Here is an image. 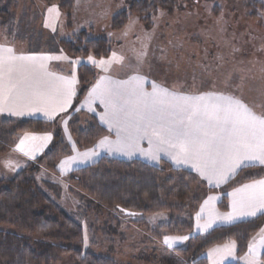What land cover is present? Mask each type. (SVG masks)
<instances>
[{
    "label": "rangeland",
    "instance_id": "rangeland-1",
    "mask_svg": "<svg viewBox=\"0 0 264 264\" xmlns=\"http://www.w3.org/2000/svg\"><path fill=\"white\" fill-rule=\"evenodd\" d=\"M15 1L19 3L8 0L2 4L18 12L14 35L0 33V40L20 45L22 50L51 53L58 61L54 63L55 69L75 75L77 66L84 64L99 74L107 72L121 78L140 74L170 90L225 92L240 97L249 106H254L259 92L264 96V0H187L159 13L151 26L133 16L123 30L115 33L110 30L111 20L127 11L132 0H75L70 26L56 6L50 7L60 12L54 10L46 18L50 23L45 20L42 24L48 6L39 0ZM98 13L102 17L96 18ZM92 27L97 28L93 38L112 43L111 56L102 60L94 56H89L92 60L89 57L72 60L61 51V41H72L80 31ZM57 135L70 146V135L63 131L61 120L52 130L18 139L9 153L0 156V178L11 180L31 168L41 191L70 216L80 222L82 217L84 240L72 246L73 249L110 257L117 264H184L172 249L185 246L199 229L190 235L170 234L188 239L169 247L164 243L166 237L161 240L156 233L168 224V214L129 218L104 206L99 208L97 202L89 204L90 199L69 182L67 175L79 166L78 158L74 162L66 160L64 168L60 166L56 173L48 171L44 163H38L47 153H42V149L52 141L49 151ZM46 136L51 139H40ZM21 140H25V151L31 150L35 157L26 155L31 161L18 150ZM141 219L146 220V231L134 224ZM204 256L208 264H252L253 261L247 256L238 257L233 241L206 251ZM71 261L66 256L58 264H73Z\"/></svg>",
    "mask_w": 264,
    "mask_h": 264
},
{
    "label": "trees",
    "instance_id": "trees-1",
    "mask_svg": "<svg viewBox=\"0 0 264 264\" xmlns=\"http://www.w3.org/2000/svg\"><path fill=\"white\" fill-rule=\"evenodd\" d=\"M39 1L48 7H58L70 26L75 0ZM186 1L132 0L127 11L111 20L110 30L114 33L123 30L133 16L151 26L159 13L172 10ZM5 8L0 3V29L12 36L16 29L15 17L8 7ZM96 29L92 27L83 30L72 41H61V51L72 60L89 56L97 60L108 58L112 54V43L102 38H93L92 33ZM76 75L79 92L70 111L68 129L77 149L84 151L93 149L108 136V132L96 118L84 113L73 114L91 86L97 82L99 73L93 67L82 64L77 67ZM56 124L0 117V156L15 147L19 136L47 132ZM71 153V147L66 146L57 135L52 148L38 163H44L48 171L56 173L61 160ZM69 177V182L77 185L81 193L90 199L89 204L95 205L97 202L99 208L104 206L122 216L121 209L136 213L134 217L168 214V224L156 232L162 240L170 234H192L195 217L212 193L223 194L219 209L226 211V193L239 184L263 178L264 168H246L219 190L209 188L196 174L177 169L165 161L159 166H151L140 160L102 158L91 166L73 171ZM81 222L67 214L48 194L40 190L31 168L11 180L0 178V264H58L66 256L70 257L73 264H117L110 257L72 248L83 243ZM134 224L143 230L147 228L145 219L134 221ZM263 226L264 215L220 227L203 235L195 234L185 246L172 251L184 264H208L204 256L206 251L233 241L236 243L237 256L243 257Z\"/></svg>",
    "mask_w": 264,
    "mask_h": 264
},
{
    "label": "crops",
    "instance_id": "crops-1",
    "mask_svg": "<svg viewBox=\"0 0 264 264\" xmlns=\"http://www.w3.org/2000/svg\"><path fill=\"white\" fill-rule=\"evenodd\" d=\"M1 2L2 4H4L3 2H6L5 4H7L8 0H0V3ZM12 2L19 3L15 0H12ZM15 7H17L16 4L14 8ZM4 8L5 7H3V9ZM53 8L55 7H46L44 10L45 14L43 13L44 21L41 22L42 24L45 23V20H47L46 18L49 17V14H53L55 12H49V9ZM11 12L14 14L16 22H18V12L15 9ZM107 13L104 16L108 15ZM98 17L102 16L99 14L96 16V18ZM47 22L50 23L48 20ZM0 33H3V31L1 30ZM19 47L20 45L17 47L16 44L6 43L2 42V39L0 40V49L11 48L13 50V54L16 57L25 58L13 61L11 72L13 82L17 85V90L19 92V95L16 96V103L20 107L15 110L19 111L21 114L13 115L10 111L5 110L4 112H0V117L19 120H39L46 123H58L61 120L62 129L69 136L70 133L68 125L71 119L70 111L75 105V98L77 96V75L75 73V75H72L71 72H65L57 68L55 69L54 63H58V61H56L51 53L45 50L30 51L28 50L29 48L22 50ZM2 54L5 56L7 55L6 52ZM5 79H7V75ZM141 79L144 81L143 92L152 93L154 91L152 85H156V91L159 93V95L155 100L151 96H142L139 94L137 85ZM66 82H71V84L69 85ZM97 85L100 86L97 89L98 92L107 90V92H110V94H105L99 98H96L92 101L91 106H89V101L92 99V90L97 88ZM69 88L71 91L70 96L68 94ZM161 89H166L171 95L164 96L162 93H160ZM257 95L259 99H255L254 106H249L250 104L245 102V100L241 99L240 97H233L225 92L213 90L204 92H183L170 90L160 84L152 82L149 78L147 79L145 76L140 74H132L121 78L107 72L100 73L97 82L91 86L89 92L83 101L80 102L73 114L84 113L85 115L96 118L99 124L110 134V136L100 140L93 149L84 151L77 149L75 141L70 136L69 147H71L72 153L69 157L61 160L58 168H60L61 164L67 162L66 160L73 158L74 155L75 158H78L80 161L79 166L69 170L67 175H70L77 169L91 166L100 161L102 158L121 161L140 160L151 166H159L161 162L165 161L177 169L186 170L196 174L203 182L208 185L209 188L216 190L223 189L232 180H234L242 170L252 167L264 168V165L255 163L252 166L237 169L233 178H230L226 182H222L217 186L214 182L210 183L207 179H205L204 176L201 175L200 161L190 160L185 163H177L172 155L176 149L169 147V144L167 143H162L160 141V137L151 133L149 121H151L152 124L160 123L176 128L184 126L180 123L182 119L185 121V124H187V114L185 112L175 111L172 107V105L175 103L173 96H229L242 101L255 115L264 117V101L262 98L264 96L262 92H259ZM101 100L104 102L102 103ZM208 102L209 101L206 100L201 101L200 103L203 104ZM62 105L63 108L61 110ZM54 109H56V111H53ZM199 119H201V117L198 115H193V130L195 128V122ZM208 123L209 122L205 120L202 124V127L206 128L210 132L214 131V129L208 127ZM27 135L31 136V134H24L19 136L18 139L20 140ZM101 141H106V143L101 145ZM50 143L42 149V153L48 152L47 150ZM84 153H92V155L88 158H85L83 156ZM23 156L27 159V161H31V159L27 158L25 154H23ZM153 156L157 158L153 159ZM81 161L83 164H81ZM194 164L196 165L195 167L193 166ZM260 180H264V177L239 184L230 189L226 193L228 197V207L226 211H221L219 209V204L222 201L223 194H210V196L216 197V199L205 204V201H208V198L210 197L209 196L203 202L195 218L194 230L196 231L197 229L198 215L201 217L199 221L201 224H203L210 216L217 217V219L214 221L211 227H209L207 230L199 229L197 234L203 235L220 227L231 226L262 216L258 214L256 217L237 219L231 223L218 219V217L225 216L233 211L232 205L234 197L232 193L236 192L237 189L242 188L246 184H252L253 182ZM262 240H264V226L250 243V246H257L256 250L259 261L261 264H264V248L259 247V244ZM244 256H247L249 259L253 260V257L249 254V249Z\"/></svg>",
    "mask_w": 264,
    "mask_h": 264
},
{
    "label": "snow or ice",
    "instance_id": "snow-or-ice-1",
    "mask_svg": "<svg viewBox=\"0 0 264 264\" xmlns=\"http://www.w3.org/2000/svg\"><path fill=\"white\" fill-rule=\"evenodd\" d=\"M57 11L58 9H49V12ZM6 52L7 55L2 53ZM115 55V54H114ZM17 59H25L24 57H16L11 48L0 49V112L5 110L10 111L13 115L21 114L15 110L20 106L16 103V96L19 95L17 85L13 82L11 75L13 61ZM92 60V57H89ZM101 64L105 63L100 61ZM7 75V79H5ZM136 79V78H133ZM69 85L71 82H66ZM143 83L141 79L137 85L139 94L142 96H151L154 100L159 93L156 91V85L152 87V93L143 92ZM97 88L92 90V99L89 101V106L96 98L105 94H110L107 90L98 92ZM160 93L164 96H169L166 89H161ZM69 96L71 91L69 88ZM175 103L172 105L175 111L185 112L187 124L182 119L180 123L183 127H169L165 124H152L149 121L151 133L160 137L162 143L169 144V147L176 149L172 153L173 158L177 163H185L190 160L200 161L201 175L210 183H215L217 186L233 178L237 169L252 166L255 163L264 165V117L255 115L242 101L229 96L216 97H175ZM209 101L208 103H200L201 101ZM103 103L104 101L101 100ZM63 105L61 106V110ZM53 111H56L54 109ZM47 114V113H46ZM115 114V113H114ZM193 115H198L201 119L195 122L193 130ZM208 121V127L214 129L209 131L202 127L204 121ZM147 130V129H146ZM27 139V137L25 138ZM33 139H36L33 137ZM45 141L50 140V136L42 137ZM151 142V141H150ZM25 140H21L17 146L18 150L29 155L30 158H35L30 151H25L23 145ZM106 141H101L104 145ZM92 153H84L83 156L88 158ZM157 157L153 156V159ZM74 162L75 157L71 158ZM67 163V162H65ZM196 166L195 164L193 165ZM64 168V164H61ZM233 211L225 216L218 217L224 222H234L237 219L248 217H256L264 215V180L246 184L242 188L232 193ZM216 197L210 196L209 201L215 200ZM123 211V209H121ZM203 211V210H202ZM136 215V213H129ZM201 217L197 216V228L207 230L212 226L217 217H208L203 224L199 223ZM188 237H172L165 238L164 243L172 247L177 242H183ZM235 242H233L234 244ZM260 248H264V240L259 244ZM257 246L249 247V254L253 257L252 264H261L259 261Z\"/></svg>",
    "mask_w": 264,
    "mask_h": 264
},
{
    "label": "water",
    "instance_id": "water-1",
    "mask_svg": "<svg viewBox=\"0 0 264 264\" xmlns=\"http://www.w3.org/2000/svg\"><path fill=\"white\" fill-rule=\"evenodd\" d=\"M120 212L125 216V217H134L135 215H130L129 213H132V212H128V211H122L120 210Z\"/></svg>",
    "mask_w": 264,
    "mask_h": 264
}]
</instances>
